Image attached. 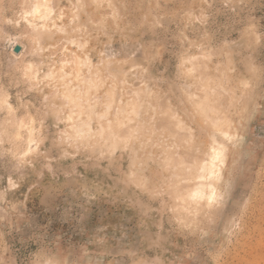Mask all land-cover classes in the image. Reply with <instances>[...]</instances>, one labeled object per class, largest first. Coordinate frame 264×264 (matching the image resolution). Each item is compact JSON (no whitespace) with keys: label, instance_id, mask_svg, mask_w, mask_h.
I'll return each instance as SVG.
<instances>
[{"label":"rangeland","instance_id":"obj_1","mask_svg":"<svg viewBox=\"0 0 264 264\" xmlns=\"http://www.w3.org/2000/svg\"><path fill=\"white\" fill-rule=\"evenodd\" d=\"M0 264H264V0H0Z\"/></svg>","mask_w":264,"mask_h":264},{"label":"water","instance_id":"obj_2","mask_svg":"<svg viewBox=\"0 0 264 264\" xmlns=\"http://www.w3.org/2000/svg\"><path fill=\"white\" fill-rule=\"evenodd\" d=\"M15 51L17 52L18 51V48H16Z\"/></svg>","mask_w":264,"mask_h":264},{"label":"bare ground","instance_id":"obj_3","mask_svg":"<svg viewBox=\"0 0 264 264\" xmlns=\"http://www.w3.org/2000/svg\"><path fill=\"white\" fill-rule=\"evenodd\" d=\"M42 6V5H41ZM37 8V7H36ZM40 8V7H39Z\"/></svg>","mask_w":264,"mask_h":264},{"label":"snow or ice","instance_id":"obj_4","mask_svg":"<svg viewBox=\"0 0 264 264\" xmlns=\"http://www.w3.org/2000/svg\"><path fill=\"white\" fill-rule=\"evenodd\" d=\"M212 202H214V200Z\"/></svg>","mask_w":264,"mask_h":264}]
</instances>
